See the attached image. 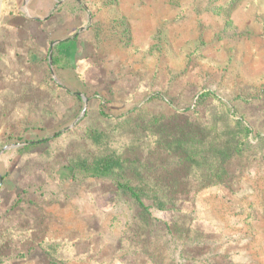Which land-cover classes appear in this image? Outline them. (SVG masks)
<instances>
[{"label":"rangeland","instance_id":"374dc122","mask_svg":"<svg viewBox=\"0 0 264 264\" xmlns=\"http://www.w3.org/2000/svg\"><path fill=\"white\" fill-rule=\"evenodd\" d=\"M83 2L94 63L79 61L77 69L94 83H70L72 68L60 73L72 90L92 97L74 101L61 91L60 114L48 116L47 130L30 134L40 144L29 145L25 164L28 181L44 193L38 213L46 239L63 242L55 264H155L145 261V246L161 264H168V251L171 264H264V0ZM55 7L49 3L44 13ZM153 119L167 127L168 140L172 132H190L186 120L207 124L210 139L225 138L238 120L248 128L226 181L179 187L199 238L172 239V212L156 208L150 240L138 236V203L112 178L73 168L111 149L152 162L158 179L178 175L181 156L159 148L157 135L147 137Z\"/></svg>","mask_w":264,"mask_h":264},{"label":"crops","instance_id":"0c3cea01","mask_svg":"<svg viewBox=\"0 0 264 264\" xmlns=\"http://www.w3.org/2000/svg\"><path fill=\"white\" fill-rule=\"evenodd\" d=\"M83 1L0 0V264L63 259V242L46 239L38 213L44 193L28 181L25 164L29 145L40 142L29 140L30 134L47 130L48 116L60 114L61 95L85 102L92 97L72 90L60 73L72 68L70 83H94L77 69L79 61L94 63L89 7ZM51 2L55 11L45 14ZM14 139L28 145L14 146L9 143Z\"/></svg>","mask_w":264,"mask_h":264},{"label":"trees","instance_id":"16d2710c","mask_svg":"<svg viewBox=\"0 0 264 264\" xmlns=\"http://www.w3.org/2000/svg\"><path fill=\"white\" fill-rule=\"evenodd\" d=\"M104 115L108 114L104 112ZM158 121L153 119L147 137L150 132L157 135L159 148L163 147L169 153H177L181 156L183 160L181 174L180 172L177 173L178 175L171 173L166 179H158L152 174V166H154L152 162L146 163L140 157H132L127 154L128 151L120 152L111 149L105 150L103 157L95 158L93 161L77 160L72 164L73 168L78 167L87 176L112 178L117 184V190L138 203L139 208L135 215L136 225L133 231L138 236L141 234L150 240L148 231L155 219L152 217L151 209L156 208L172 212V221L167 225L168 234L172 239L187 240L191 238V234L199 238L202 230L185 212L184 200L180 197L182 191L179 187H192L193 184L199 183L200 188H203L226 181L230 176L229 160L243 152V137L246 131L248 132V128L242 126L241 121L238 120L237 129L229 130L225 138L210 139L204 133L207 124L186 120L185 122L190 125V132L187 130H180L175 134L172 132L171 140H168L166 132H162V128L167 127L157 125ZM211 129L217 131L214 121L211 123ZM215 142H227V148L220 149V144ZM105 147L106 144L104 149H109ZM183 170L185 173H182ZM139 243L141 244V241ZM143 248L145 261L152 259L155 264H161L159 259L161 257L156 261L154 253L150 254L146 246ZM167 256L168 264H171L172 257L169 251Z\"/></svg>","mask_w":264,"mask_h":264}]
</instances>
